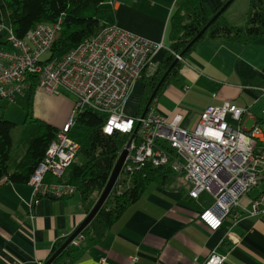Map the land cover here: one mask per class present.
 Instances as JSON below:
<instances>
[{
  "label": "crops",
  "instance_id": "1",
  "mask_svg": "<svg viewBox=\"0 0 264 264\" xmlns=\"http://www.w3.org/2000/svg\"><path fill=\"white\" fill-rule=\"evenodd\" d=\"M185 1L111 0L115 24L162 42L165 49L172 40V17ZM200 1L213 13L227 0ZM248 8L249 0H233L223 17L231 26H243ZM165 49L155 54L156 62ZM183 58L177 76L152 106L170 118L180 114V125L188 130L194 129L201 110L208 105L227 101L249 108L264 96V34L247 44L204 38ZM142 92L143 81L138 80L125 106L135 99L138 108ZM72 106L73 98L68 95H49L37 87L32 109L36 118L60 128ZM248 120L256 124L264 121L259 117ZM188 191L183 175H174L165 185L151 183L103 238L86 247L73 264H201L212 250L226 255L223 264H264V211L257 215L244 211L264 192V180L240 197L214 231L199 219L201 211L212 203V195L202 193L192 198ZM86 215L76 193L35 199L29 183L1 181L0 264L45 262L55 241L68 237Z\"/></svg>",
  "mask_w": 264,
  "mask_h": 264
},
{
  "label": "built area",
  "instance_id": "2",
  "mask_svg": "<svg viewBox=\"0 0 264 264\" xmlns=\"http://www.w3.org/2000/svg\"><path fill=\"white\" fill-rule=\"evenodd\" d=\"M61 23L62 18L53 23H38L22 38L0 23V103L14 102L17 95L24 93L30 73L38 75L37 87L46 94L68 92L74 97L67 121L58 128L29 178L33 198H63L77 192L73 185L45 178L50 175L61 179L72 164L79 144L68 133L75 116L88 108L106 115L104 134L132 137L129 146L126 142L117 153L118 157L127 148L114 184L116 189L122 188L117 182L121 175L127 177L146 165L169 166L175 175H183L187 180L190 197L212 195V203L201 211L199 219L210 230L219 229L240 197L264 180V135L256 123L248 129L243 126L248 119H254L248 108L227 101L208 105L201 110L192 130L180 125V114L170 118L153 106L143 116L126 115L123 106L135 82L156 71L158 62L154 56L165 49L162 42L135 35L114 23L64 55L42 64ZM4 32L7 40L2 42ZM172 53L177 61L184 62L180 54ZM244 211L248 215L263 212L264 192ZM83 238L79 234L71 244L77 246ZM225 260L226 255L212 250L201 264H223Z\"/></svg>",
  "mask_w": 264,
  "mask_h": 264
},
{
  "label": "trees",
  "instance_id": "3",
  "mask_svg": "<svg viewBox=\"0 0 264 264\" xmlns=\"http://www.w3.org/2000/svg\"><path fill=\"white\" fill-rule=\"evenodd\" d=\"M219 9L209 13L200 0H186L172 17V40L169 49L184 57L204 38L247 44L264 34V0H249L243 26L229 25L223 17L224 9L202 36L185 50ZM59 18H62L60 29L46 58L41 60L42 64L64 55L84 40L97 35L106 26L115 23L111 0H0V23L8 26L20 38L36 24L53 23ZM172 52H165L153 75L141 79L143 92L136 115H141L160 79L176 60ZM179 69L180 62L177 61L160 84L153 101L169 81L177 76ZM37 86L38 75L28 74L25 88L28 108L16 142L13 139L16 124L0 119V182L28 183L55 138L58 128L33 115ZM74 119L68 136L79 144V150L61 179L50 175L45 179L73 185L76 193L80 195L81 205L88 213L109 178L118 151L128 141L129 136L121 133L104 134L102 126L106 115L88 108H84ZM174 175L169 166L146 165L119 179L118 183L128 180L127 184L123 189L113 187L96 216L81 232L83 241L77 246L70 244L65 247L51 264L76 262L84 249L99 242L123 211L136 202L151 183L165 185ZM66 239L67 237H63L55 241L46 260Z\"/></svg>",
  "mask_w": 264,
  "mask_h": 264
},
{
  "label": "water",
  "instance_id": "4",
  "mask_svg": "<svg viewBox=\"0 0 264 264\" xmlns=\"http://www.w3.org/2000/svg\"><path fill=\"white\" fill-rule=\"evenodd\" d=\"M233 0H227L222 7L211 17V19L208 21V23L197 33V35L193 38V40L187 45L186 49L187 50L196 40H198L202 34L205 32V30L207 29V27L214 21V19L219 16L221 14V12L232 2ZM177 62V60H174V62L172 63V65L169 67V69L164 73L163 77L160 79L159 83L157 84L156 88L154 89V91L152 92L143 112L141 113V115L143 116L146 111L148 110L150 104L152 103L156 91L158 90L160 84L162 83V81L164 80V78L166 77V75L168 74V72L170 71V68L172 66H174V64ZM132 140V137H130L127 141L126 147L129 146L130 142ZM124 147L121 151V153L118 155V157L115 160L114 166L111 170V173L109 175V178L103 188V190L101 191L100 195L98 196L95 204L93 205V207L91 208V210L87 213L86 217L83 219V221L78 225V227L67 237V239L65 240V242L61 245V247L56 250L54 252V254L48 259L46 260L43 264H51L56 258L57 256L60 254V252L67 247L68 245L71 244V242L79 235L81 234V232L83 231V229L88 226V224L93 220V218L96 216V214L98 213V211L100 210V208L103 206V204L105 203L107 197L109 196V194L111 193L114 184L121 172L125 157L127 155V148Z\"/></svg>",
  "mask_w": 264,
  "mask_h": 264
},
{
  "label": "rangeland",
  "instance_id": "5",
  "mask_svg": "<svg viewBox=\"0 0 264 264\" xmlns=\"http://www.w3.org/2000/svg\"><path fill=\"white\" fill-rule=\"evenodd\" d=\"M6 40H7V38H6V35L4 32V34L1 38V41L4 42ZM45 58H46V54L43 56V59H45ZM174 81L175 80H172L171 82L173 83ZM62 93L68 95L69 97L73 98V100H74V97L70 93H68V92H62ZM155 100L153 101L151 106L155 103ZM159 102H161V99H159ZM27 108H28V95L26 92L23 93L22 96L17 97V99L14 102H7L5 100H2L0 103V119L10 120L16 124V129H15V131H13V139L15 142H16L18 135H19V132L22 128L23 120L25 118ZM136 108H137L136 100L130 99L129 102L126 104V106L124 104L123 112L126 115H133L136 113V110H137ZM248 110L253 117H259V118L264 119V96L257 103L251 104L249 106ZM252 123L253 122L251 120H247L243 124V126L246 129H248V128H250ZM258 125L260 127V130L264 132V121L263 122L259 121ZM121 178H124V175H121ZM127 181L128 180L125 181L126 183L125 182H123V183L119 182V184L122 186L121 189H123L125 187V184H127ZM76 194L80 197L79 193H76Z\"/></svg>",
  "mask_w": 264,
  "mask_h": 264
}]
</instances>
